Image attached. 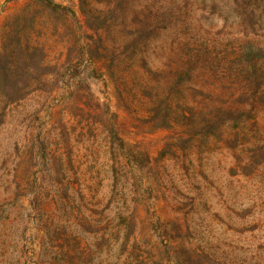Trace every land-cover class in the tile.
Returning a JSON list of instances; mask_svg holds the SVG:
<instances>
[{
    "label": "trees",
    "instance_id": "1",
    "mask_svg": "<svg viewBox=\"0 0 264 264\" xmlns=\"http://www.w3.org/2000/svg\"><path fill=\"white\" fill-rule=\"evenodd\" d=\"M76 1L85 27L73 6L28 0L0 39V264H264V243L222 259L189 244L181 219L164 221L142 175L152 157L128 144L87 79L69 78L92 61L132 121L171 131L172 150L219 143L235 160L232 174L264 192V0H226L222 26L204 16L216 14L207 0ZM46 17L88 36L50 59L31 37L49 28ZM60 83L74 93L59 104L77 112L84 144L110 175L96 187L72 183L71 131L52 137L39 125ZM250 222L259 228L262 218Z\"/></svg>",
    "mask_w": 264,
    "mask_h": 264
},
{
    "label": "rangeland",
    "instance_id": "2",
    "mask_svg": "<svg viewBox=\"0 0 264 264\" xmlns=\"http://www.w3.org/2000/svg\"><path fill=\"white\" fill-rule=\"evenodd\" d=\"M56 1L73 6L80 24L85 27L76 0ZM225 1L207 0V5L212 6L213 3L216 5L215 17H212L209 10L204 15L208 17L210 23L222 26L224 22L221 21L220 15L232 14L225 10ZM28 7V0H0V39L5 24L15 14ZM44 20L49 28H36L31 32V37L45 45L50 59L66 55L64 47L72 38L74 40L77 36L86 39L88 36L84 34L85 29H80V25L76 23L72 26L68 22L69 27L72 26V32L75 31L73 36L68 25L65 27L62 22L50 17ZM160 42L159 38L155 44ZM155 44L152 42V46ZM90 63L92 61L88 60L73 69L69 78L87 79L94 95L102 102H110L113 111L119 115L120 130L128 144L152 157L153 165L142 175L147 178V183L154 190L152 201L155 202L162 219L164 221L181 219L189 244L211 251L222 259L241 252L251 256L255 246L259 242L264 243V192L251 180L232 174L231 169L235 166V160L219 143H211L209 146L196 145L188 151L172 150L169 144L173 143L171 140L175 135L171 131L155 129L145 123L137 124L132 121L128 114L129 108L125 100L119 97L113 79L109 74L103 79L93 77ZM63 81L67 82V78ZM128 83L132 85L133 78ZM55 90L53 100L48 102L39 125L46 124V129L50 131L52 137L62 135L63 131L66 134L67 128L69 132L71 131L69 143L73 163L67 167L72 183L75 185L79 181L85 185L89 183L91 186L92 180V185L96 187L101 179L109 178L110 175L106 173L107 169H103L98 155L93 154L92 149L84 144L88 138L87 130L83 131L85 137H82L79 118L75 116L77 112L72 109L70 112L72 114H69L67 112L69 106L59 104L63 97L71 98L74 88H68L64 83H60ZM135 102L140 107V100L137 101L135 98ZM67 121L68 126L64 125ZM102 138L99 142H102ZM170 149L172 152H168ZM164 151L169 154L162 155ZM103 182L104 185L108 183L106 179ZM101 189L102 187L99 191ZM249 189L251 190L248 191ZM255 215L262 218L259 228H254L250 222ZM242 223L243 226H239Z\"/></svg>",
    "mask_w": 264,
    "mask_h": 264
}]
</instances>
